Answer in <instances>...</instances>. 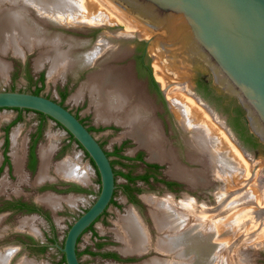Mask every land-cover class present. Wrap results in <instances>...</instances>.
<instances>
[{
    "label": "rangeland",
    "instance_id": "rangeland-1",
    "mask_svg": "<svg viewBox=\"0 0 264 264\" xmlns=\"http://www.w3.org/2000/svg\"><path fill=\"white\" fill-rule=\"evenodd\" d=\"M102 3L104 2L102 1ZM106 6L110 8L107 4ZM118 18L120 17L118 16ZM45 19L44 24L48 26L46 27L47 29H45L47 34H51L50 36H60L63 41H65V49H68V46L70 45L71 49L68 50H70V55L73 59L71 69L66 73H63L61 76L55 77L54 80L48 77V70L50 67V63H48L49 61L44 62L35 68L37 51L31 53L26 52L24 54L25 57H15L8 54L5 55L4 58L2 57L9 65V70L7 71L6 77L0 78V91L38 93L60 103L78 117L87 128L91 129L96 140L110 155L109 158L112 161L114 171L116 172V190L113 195L114 203L109 205L104 216L100 217L93 225L96 235H92V231L88 230L83 233L78 240L77 248L79 251L80 263L138 264L150 260L152 257L165 258L166 256L163 254L157 253L151 249L139 256L123 254L120 251L123 247L122 242L116 238L113 231L118 216L124 215L129 209L133 208L144 221L149 230L151 240L154 242L158 234L154 228L152 218H150V207L148 203L145 202L144 196L146 197L149 195L156 198H162L169 195L176 202H180L178 200L182 201L186 197L193 199L194 204L197 202V205H195L198 207L203 204L214 207L216 206V204H214L216 203L215 192L217 189L218 191L220 190L223 182L220 180H214V178H212L213 174L209 170H204V167L202 168L201 165L188 162L185 152V139L189 137V133L180 126L173 110L167 108L165 102L167 95L163 96L159 92V90L164 87L159 84L154 76L155 63L152 61L146 63L143 59L142 62L145 63V66L142 62V64L140 63L141 66H139V57L141 54L139 42L135 41L134 43L129 44L115 43V36H117L119 32H132L127 24L123 21H110L104 24L106 28L94 26L93 23L90 25L86 23L84 25L66 26L64 23L62 24L56 19L51 20L49 17H46ZM84 19L82 20L85 22ZM107 19L109 20V18ZM49 21L52 22L50 23ZM102 39L109 45L106 47L105 52L100 54L97 57L98 59L96 58L97 60L95 59V63L94 61H92L93 63L85 61L84 54L91 50L92 47H94L95 44H98ZM116 44L120 45V47L114 50L113 47ZM146 55L147 54L144 52V58ZM146 67L150 69L149 73ZM104 68H111V71L114 74L119 73V75L127 80L132 89L133 102L141 100L145 103L146 110L148 111L146 113L151 119L160 125L166 145L171 148L173 147L172 149L175 151L179 163L186 168L189 167L188 169L196 168L195 170H199L200 168L204 170V172L206 171V175L203 172L206 176L204 177L206 182L208 181L206 184L199 186L190 185L189 183L187 184V182L180 180V186L176 187L174 191L166 189L161 182L163 180L176 179L168 175L167 172L169 170V165L167 162H159L149 159L147 150L142 146H138L132 137L127 134L125 135L124 127L120 124L113 120L106 123L98 120L94 111V103L92 102L89 93L87 91L84 92L85 89L82 90V98H79L78 100L74 99L73 96L81 88L80 86L84 87L82 83L84 84L88 81V78L92 73L99 72ZM197 93L201 96L198 91ZM62 95L64 96L62 97ZM215 114L219 118L216 112ZM212 120L214 121V119ZM214 122L216 123V121ZM216 124L220 125L218 122ZM15 131H18L17 139L21 146V152L23 153L22 176L24 177L22 178L21 176V179L14 172L11 162V137L12 133ZM37 133L39 136L36 142L35 151L39 159L37 167L29 171L25 168V158L30 141ZM217 137L221 139L219 135L214 137V139L217 140ZM5 140L8 141L6 147ZM50 143L53 145V151L50 156V165L48 169L49 176L44 181L35 183V178L40 166L39 147ZM232 146H235L236 148L234 143ZM114 150H119V153H112ZM237 150L239 149L237 148ZM229 151L230 150L228 149V152ZM249 155L251 158L247 160V163H249L247 166L249 168L247 167V169H245V167H242L238 173L236 172L237 175L239 174L238 177H236V179L240 180L239 182L242 183L243 181L247 182L249 180L246 184L248 186L246 187L245 185L244 187V184L235 183L237 180L234 178L236 176V173L234 172V175L233 173H230V176H232H229L228 178L229 180L231 179L234 181L233 184L235 183L238 185V187L236 185V189L244 187L243 189L241 188L242 191H246L248 188L250 189V186L253 184L249 176L251 175V169H257L256 171H258L260 168L264 172V169L250 152ZM241 156L243 157L242 153ZM4 157H7V162H4ZM137 157H139V160ZM68 158H71V161L73 160L80 164L88 172L87 184L71 180V182L77 184L81 189H84L85 192L57 193L52 190H45V186L54 184L58 185L60 181H67L66 179L59 177L54 172V169L56 165ZM244 160L246 161V159ZM148 164L158 165V169L153 170L152 168H148ZM253 165L254 167L251 168ZM245 173L248 174L249 178L248 176H245ZM124 175H129L134 181L127 182ZM143 175H149L151 177L142 181L139 177ZM256 177L257 176L254 178L256 179ZM3 180L6 181L4 182V187L1 186V181ZM126 183L129 184L126 186L128 187L127 190L122 188ZM219 185L220 188L218 187ZM229 186L231 185L229 184ZM99 188V177L95 167L86 153L75 143V141L70 140L69 135L62 129V127L47 117H41L39 114L32 111L0 109V253L3 252V254H5L7 250H13L15 258L11 264H22L26 260L31 262V264H64L62 262L63 255L51 244L62 245L68 228L72 222L94 202L99 192ZM235 188L229 187V189H227L236 190ZM47 193L62 197L72 196L74 197V204L69 205L65 202H61L60 206L52 209L53 207L49 208L38 203L36 197ZM128 196L134 198L133 203L129 201ZM14 200H23L30 203L33 202L39 207H43L47 210L49 208L51 214L50 221H46L43 217L35 213H17L7 209L6 207L8 206V203H11ZM24 220L25 222L27 221V225L25 223L22 225ZM254 231L257 232L253 233ZM254 231H251V234L249 231L247 233H245L246 231L241 233L239 236L241 242H239L241 244L244 243L243 245L246 247L241 248V250L244 255L249 257L248 259H250L253 264H264V248L262 246H256L258 248L254 247L255 243H262V240L254 241V244L249 245L245 243L248 240L245 237L252 238V236L257 234L259 230L256 229ZM25 234H28L30 237L28 236V239L25 238ZM53 235L55 238L54 243H52L49 238L53 237ZM30 238H33L37 243L41 242L46 244L47 247L45 251L42 253L38 252L36 247L24 249V246H21L20 242L22 243L23 241L30 243ZM95 244H97V246H95ZM110 252L120 253L123 260L114 261L113 259H109L107 255L110 254ZM227 260L228 263L231 262L230 259Z\"/></svg>",
    "mask_w": 264,
    "mask_h": 264
},
{
    "label": "bare ground",
    "instance_id": "bare-ground-1",
    "mask_svg": "<svg viewBox=\"0 0 264 264\" xmlns=\"http://www.w3.org/2000/svg\"><path fill=\"white\" fill-rule=\"evenodd\" d=\"M117 15L100 0H0V78L6 77L9 70V65L3 60L4 56L8 54L25 57L26 52L37 51L35 68L49 61L48 77L50 79L61 76L71 69L73 59L70 50H68L71 49L70 45L68 49H65V41L60 36L47 34L45 29L48 26L44 24L46 17L51 20L56 19L66 26L86 23L104 26L110 21H123L127 24ZM127 26L131 28L128 24ZM131 30L133 31V29ZM124 32L128 34V32ZM107 46L109 45L106 41L100 40L84 54L85 61L91 63L94 61L95 63V59L105 52ZM111 70V68H104L99 72L92 73L88 81L82 83L84 87L80 86L81 88L75 93L74 99L82 98V90L85 89L84 92L89 93L94 103L96 118L103 123L113 120L123 126L125 135L132 137L138 146L144 147L149 154V159L168 163L167 173L171 177L190 185L199 186L208 182L204 178L206 177L204 170H209L213 174L214 180L223 182L221 188L220 185L218 186L220 190L217 189L215 192L216 203L214 204L216 206L213 205L214 207L206 204L198 207L196 206L197 202L195 205L193 199L186 197L182 201L176 202L169 195L162 198L144 196L145 202L150 207V218H152L158 234L156 240L154 242L151 240L144 221L132 208L124 215L118 216L113 229L116 238L123 244L120 251L123 254L139 256L151 249L166 256L165 258L152 257V259L138 264H253L248 259L249 257L243 254L241 248L246 247H244V243H240L239 236L244 231H246L245 233L249 231L251 234V231L258 229V233L252 238L245 237L248 239L245 240V243L249 245L254 244V241L262 240V243H255L254 247L262 246L264 248V180L256 171L257 169H251L249 176L253 186L242 191L249 180L243 181L244 178L241 183L236 177L239 175L237 173L240 168L247 169L248 158L243 154L242 157L240 150L232 146V140L221 127L222 121L218 119L220 125L216 124L206 109L186 92V90H190L189 85L185 83L183 87H178L175 81L169 79L170 77L166 76L164 71L155 64L154 76L159 84L162 87H166L168 83L174 85L166 90L165 96L167 95L166 98L171 103L178 123L189 133V137L185 139L187 160L189 163L204 167V170L200 168L199 170L188 169L189 167L186 168L179 163L173 147L166 145L161 127L148 116L145 103L141 100L133 102L132 89L127 80L119 73L114 74ZM17 132H13L11 137V162L14 172L20 178L22 176L23 153L17 139ZM217 135L221 137V139L217 137L219 141L214 139ZM226 148L230 150L231 155ZM52 151L51 143L39 147L40 166L35 183H40L48 178ZM54 172L66 180L82 184L88 182L89 174L86 169L75 161H71V158L56 165ZM233 172H237L234 177L237 180L235 183L244 184L242 189H236L237 184H233L234 181L228 179L230 173ZM245 176L247 177L248 174L245 173ZM255 176H257V180L254 178ZM1 182V186L4 187L6 181ZM226 187L236 190H228ZM230 191L237 192L231 193ZM36 200L46 207H53L52 209L60 206L61 202L69 205L74 204L72 196L57 197L49 193L39 195ZM252 203L254 205L251 206ZM24 223L27 225V221L24 220L22 225ZM12 254L13 250H7L5 254L0 253V264H6ZM227 259H230L231 262L228 263ZM22 264H31V262L26 260Z\"/></svg>",
    "mask_w": 264,
    "mask_h": 264
},
{
    "label": "water",
    "instance_id": "water-1",
    "mask_svg": "<svg viewBox=\"0 0 264 264\" xmlns=\"http://www.w3.org/2000/svg\"><path fill=\"white\" fill-rule=\"evenodd\" d=\"M102 1L133 29L128 34L119 32L115 43L143 42L145 62L157 64L178 87L189 85L186 92L216 123L223 120L221 127L244 157L251 159L250 152L264 169V0ZM118 47L116 44L113 48ZM198 77L215 96L241 109L243 123L260 147H243L229 129H238L234 118L237 112L230 102L199 88L203 99L196 91ZM172 86L168 83L160 94L164 96ZM165 102L172 109L170 101ZM0 109L46 116L62 127L93 163L100 183L94 202L72 222L61 246L51 244L63 255L64 264H80L78 239L107 209L115 189L114 172L105 150L79 118L48 97L1 90ZM258 173L264 180L263 170L259 168ZM14 258L12 254L6 264Z\"/></svg>",
    "mask_w": 264,
    "mask_h": 264
},
{
    "label": "flooded vegetation",
    "instance_id": "flooded-vegetation-1",
    "mask_svg": "<svg viewBox=\"0 0 264 264\" xmlns=\"http://www.w3.org/2000/svg\"><path fill=\"white\" fill-rule=\"evenodd\" d=\"M139 42V41H138ZM140 60L141 62L143 61L144 59V49L141 51V54H140ZM143 65L145 66V63L142 62ZM147 66V65H146ZM206 84V83H205ZM207 85V84H206ZM195 86H196V90L199 89L198 85H197V79L195 81ZM209 91H210V94L213 95L214 97L218 98V99H224L226 101H228L227 99L225 98H221V97H217L215 96L214 92L211 90V88L207 85ZM230 102V104L233 106V108H235V104H233L231 101H228ZM78 118V117H77ZM236 119V117H234ZM241 121L243 123V120L241 118ZM226 123V122H225ZM227 125V124H226ZM244 127V123L242 124ZM228 126V125H227ZM229 127V126H228ZM89 129V128H88ZM229 129L231 130V132L235 135V137L237 138V140L243 145L244 148H246L248 150V148L246 147L247 146H250L252 149H255L257 147H260V145H258V143L255 141V139H253V142H251V138H250V141L248 140L247 137H250L251 135L249 134V132L247 131L246 127H245V130H244V134L242 133V131L240 130V128L238 127V129H232L229 127ZM38 133L32 138V140L30 141V144L28 146V151H27V155H26V158H25V168L28 169L29 171L30 170H33L37 167V163H38V159L39 157L37 156L36 154V151H35V146H36V142H37V139H38ZM253 138V137H252ZM100 144V143H99ZM101 145V144H100ZM106 152V151H105ZM112 153L114 154H118L119 153V150H114ZM108 158L110 157V155L106 152ZM138 160H139V157H137ZM110 160V158H109ZM110 164L112 166V169H113V172H114V181H115V177H116V172L114 171V168H113V164H112V161L110 160ZM148 168H152L153 170H156L158 169V165H155V164H148L147 165ZM153 176V175H152ZM151 176L149 175H143L141 177H139L140 180L144 181L146 179H149ZM124 178L126 179L127 182H132L134 181V179H132L129 175H124ZM164 187L166 189H169L171 191H174L176 187L180 186L181 184V181L180 180H177V179H174V180H163L161 182ZM129 184L126 183L125 186L123 185L122 188L126 189L128 187ZM45 190H52L54 192H57V193H69V192H75V193H83L85 192L84 189H81L77 184L71 182V181H60L58 185H48V186H45L44 187ZM116 190V181H115V189L114 191ZM114 195V193H113ZM58 197V196H57ZM128 199L131 203L134 202V198L132 196H128ZM114 203V199L112 197V200L110 202V204ZM109 204V205H110ZM108 205V207H109ZM107 207V208H108ZM7 209L11 210V211H15L17 213H35L41 217H43L46 221H50V217H51V214H50V209L48 208L47 209H44L43 207H39L36 203H30L28 201H23V200H14L12 201L11 203H8V206L6 207ZM29 208H32L33 210L29 211L28 209ZM107 209L102 213V216H104V214L106 213ZM139 215V214H138ZM99 217V218H100ZM98 218V219H99ZM97 219V220H98ZM96 220V221H97ZM95 221V222H96ZM95 222L86 230H90L92 231V235H96V232L95 230L93 229V225L95 224ZM85 231V232H86ZM54 232V231H53ZM52 232V233H53ZM84 232V233H85ZM115 233V232H114ZM83 235V234H82ZM28 234H25V238L28 239ZM115 236H116V233H115ZM30 237V236H29ZM51 242L54 243L55 242V238H54V235L53 237H49ZM80 239V238H79ZM78 239V240H79ZM24 240V239H23ZM30 243H27V242H23L22 243L20 242L21 246H24V248H29V247H39V246H46V244H43V243H37L33 238H30L29 239ZM119 241V240H118ZM120 242V241H119ZM121 243V242H120ZM123 245V244H122ZM95 246H97V244H95ZM107 257L109 259H113L114 261H119V260H123L121 257V254L116 252V253H112L110 252V254L107 255Z\"/></svg>",
    "mask_w": 264,
    "mask_h": 264
},
{
    "label": "trees",
    "instance_id": "trees-1",
    "mask_svg": "<svg viewBox=\"0 0 264 264\" xmlns=\"http://www.w3.org/2000/svg\"><path fill=\"white\" fill-rule=\"evenodd\" d=\"M139 45H140V47H141V51L144 49V43L143 42H139ZM141 60L139 59V66H141ZM146 69L148 70V73L150 72V69L148 68V67H146ZM197 85H198V87L199 88H202L204 91H206L207 92V94L208 95H210V91H209V89H208V87H207V85L203 82V80L202 79H200L199 77H198V79H197ZM34 94H38V93H34ZM64 95H62V97H63ZM235 111L237 112V118H236V120H235V122H236V125L240 128V130L242 131V133L244 134V130H245V127L242 125L243 123H242V121H241V118H242V115H243V113H242V111H241V109L236 105L235 106ZM13 110H16V111H22V110H19V109H13ZM37 114H39L41 117H46V116H44V115H42V114H40V113H37ZM7 130V129H6ZM89 131H91V129H89ZM69 137H70V140H73L72 139V137L69 135ZM248 138V140L250 141V138H251V142H253V139L254 138H252V136H250V137H247ZM74 141V140H73ZM7 143H8V141L7 140H5V147L7 146ZM254 143V142H253ZM4 162H7V157H4ZM92 163V162H91ZM93 164V163H92ZM94 166V165H93ZM29 211H31V210H33L32 208H29L28 209ZM46 247L47 246H39V247H36V249L38 250V252H44L45 251V249H46ZM62 262L64 263V258H63V256H62Z\"/></svg>",
    "mask_w": 264,
    "mask_h": 264
},
{
    "label": "crops",
    "instance_id": "crops-1",
    "mask_svg": "<svg viewBox=\"0 0 264 264\" xmlns=\"http://www.w3.org/2000/svg\"><path fill=\"white\" fill-rule=\"evenodd\" d=\"M66 197H69V196H66ZM77 245H78V243H77ZM77 255H78V259H79V251H78V248H77ZM80 261V260H79ZM81 264V263H80Z\"/></svg>",
    "mask_w": 264,
    "mask_h": 264
}]
</instances>
